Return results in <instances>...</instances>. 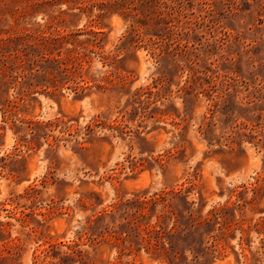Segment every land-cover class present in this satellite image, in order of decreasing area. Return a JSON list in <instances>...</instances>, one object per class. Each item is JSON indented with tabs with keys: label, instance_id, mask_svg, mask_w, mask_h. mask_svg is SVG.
<instances>
[{
	"label": "rangeland",
	"instance_id": "1",
	"mask_svg": "<svg viewBox=\"0 0 264 264\" xmlns=\"http://www.w3.org/2000/svg\"><path fill=\"white\" fill-rule=\"evenodd\" d=\"M0 264H264V0H0Z\"/></svg>",
	"mask_w": 264,
	"mask_h": 264
},
{
	"label": "trees",
	"instance_id": "2",
	"mask_svg": "<svg viewBox=\"0 0 264 264\" xmlns=\"http://www.w3.org/2000/svg\"><path fill=\"white\" fill-rule=\"evenodd\" d=\"M45 251H46V253H48L49 250L46 249ZM42 252H44V251H42ZM68 257H73L71 252L65 253V254L62 256V258H68ZM54 258H56V257H54ZM58 263H59V262H58Z\"/></svg>",
	"mask_w": 264,
	"mask_h": 264
}]
</instances>
